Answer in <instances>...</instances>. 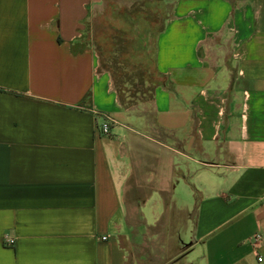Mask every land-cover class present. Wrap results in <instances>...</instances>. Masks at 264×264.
<instances>
[{
  "label": "crops",
  "instance_id": "0c3cea01",
  "mask_svg": "<svg viewBox=\"0 0 264 264\" xmlns=\"http://www.w3.org/2000/svg\"><path fill=\"white\" fill-rule=\"evenodd\" d=\"M117 1L0 0V264H264V0H147L129 108L85 42Z\"/></svg>",
  "mask_w": 264,
  "mask_h": 264
},
{
  "label": "rangeland",
  "instance_id": "374dc122",
  "mask_svg": "<svg viewBox=\"0 0 264 264\" xmlns=\"http://www.w3.org/2000/svg\"><path fill=\"white\" fill-rule=\"evenodd\" d=\"M164 17L163 11L147 0H118L99 11L87 24L85 42L96 51L101 70H106L110 62L114 63L109 57L115 44L121 54L119 62L125 60L124 71L116 72V76L121 78L123 74H128L135 88L120 85L117 91L129 98L137 90H146L145 97L135 95L133 102L150 100L152 94L147 91L152 90V84L158 80L154 58L156 37L163 27ZM144 82L148 85H142ZM129 89L131 93H127ZM124 91L126 93H122Z\"/></svg>",
  "mask_w": 264,
  "mask_h": 264
},
{
  "label": "trees",
  "instance_id": "16d2710c",
  "mask_svg": "<svg viewBox=\"0 0 264 264\" xmlns=\"http://www.w3.org/2000/svg\"><path fill=\"white\" fill-rule=\"evenodd\" d=\"M119 51L120 50H118L117 45L115 44V46L113 48V52L111 53V55L109 57V60H114L113 61L114 63L112 64L110 62V64L108 65V67H106V70H104V71H106V72L111 74L112 79H113V83H114V87H115L116 91H117L116 88H118L120 85L129 86V88L132 87V89H133V88H135V86H134V84L132 86V84L130 83V76H128V74H123L121 78L116 76V72L120 71L121 69H122V72L124 71L123 67H124V64H125V60L124 59L122 60V62H119V56L121 55ZM112 65H113V67H112ZM156 72H157V70H156ZM157 74H158V72H157ZM146 84H147L146 82L142 83V85H146ZM154 87H155V84L154 85L152 84V90H148L147 91V92H150L152 94L151 97L153 96ZM128 92L131 93L130 89L127 91V93ZM136 92H137L136 94H133L132 97L128 98L127 96H122L117 91L122 106H124L125 108H129V107H132V106L136 105L137 103L146 101L145 99H142L140 102H138V100L136 102H133L134 101L133 97L135 95H138V96L141 95V96L145 97L146 94H147L146 90L144 91V89H143V91L137 90ZM122 93H126V91H124Z\"/></svg>",
  "mask_w": 264,
  "mask_h": 264
},
{
  "label": "built area",
  "instance_id": "2783aa9c",
  "mask_svg": "<svg viewBox=\"0 0 264 264\" xmlns=\"http://www.w3.org/2000/svg\"><path fill=\"white\" fill-rule=\"evenodd\" d=\"M102 116L105 119L104 124H102L101 126V131L103 134H108L110 131V125L111 123H116L112 118H110L109 116H107L106 114H102ZM261 237L259 235H256L253 239L254 243L257 244L258 242H260ZM103 240H106V238H103ZM4 244L6 246H13L15 244V240L9 236H5L4 237ZM257 260L259 263H264V258L260 255L257 256Z\"/></svg>",
  "mask_w": 264,
  "mask_h": 264
}]
</instances>
